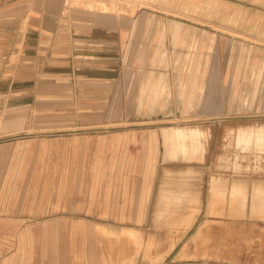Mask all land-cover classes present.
<instances>
[{"label": "rangeland", "instance_id": "1", "mask_svg": "<svg viewBox=\"0 0 264 264\" xmlns=\"http://www.w3.org/2000/svg\"><path fill=\"white\" fill-rule=\"evenodd\" d=\"M29 5L25 26L50 32L30 54L62 10L76 60H26V36L0 32V142L29 144L0 264H264V0Z\"/></svg>", "mask_w": 264, "mask_h": 264}, {"label": "crops", "instance_id": "2", "mask_svg": "<svg viewBox=\"0 0 264 264\" xmlns=\"http://www.w3.org/2000/svg\"><path fill=\"white\" fill-rule=\"evenodd\" d=\"M4 1V4H11L10 5V10L8 12H5L3 16H0L1 21L3 20L5 24L12 23L13 20H19L20 21V28H6L4 27V30H0L2 34H9L12 36V34H24L26 36V40L24 41L21 45L25 49V53L22 58L26 60H33L36 59L37 62L39 60H46L49 58V55H51V60L53 62H58L59 67H65L68 66L70 69L71 63H73L76 58H75V50L73 47V42H63L62 39V31L65 30L62 25L60 26V22L62 20V15L63 12L61 11H50L49 14H41L39 17L42 19H53L56 20L54 21V28L51 31L52 33V38L49 41V44H44L45 42L41 40V42L38 43L36 48H32L37 51V55L30 54L31 48L28 45V36L29 34L36 33L39 34L40 36L44 37L49 35L45 30L46 28L42 26L43 28L37 29V30H30L28 26H25V21L28 20V12H29V7H30V1L32 0H2ZM53 2L58 3V9L60 8L59 6H62L60 4L64 3V0H52ZM1 3V1H0ZM15 4H20L18 8H14ZM40 14V13H38ZM54 14V15H52ZM59 20V24L58 21ZM44 23V22H43ZM44 42V43H43ZM3 45V44H2ZM12 48L9 46H6V43L4 44V51L6 50H11ZM47 51V52H46ZM46 52V55L41 54ZM52 52V53H51ZM42 55V56H41ZM47 56V57H45ZM2 58V56H0ZM8 58L12 59V56L9 54H4L2 61L6 62ZM44 64V63H43ZM6 67V66H5ZM4 79H10V75H2ZM76 82L77 78L72 77L71 74L67 75V78H60L59 80H56V87L59 88L58 91H68V93H71L76 88ZM7 86H0V114H4L5 111L9 108L8 101H5L4 104L1 103L2 99H9L12 96V90H7L5 89ZM4 88V89H3ZM54 91H56V89ZM60 93V92H59ZM57 96V94L55 95ZM70 96V95H69ZM57 97H61V94H58ZM3 107V108H2ZM2 116V115H1ZM5 129V128H2ZM184 136L183 134L181 135L180 133L176 134H167L166 136V141L167 144H170L171 142H176L179 139ZM24 147L25 150H20V155L16 153V150L18 147ZM29 144L20 142V144H10V143H3L0 142V206H18L14 205V189L16 188V183L12 180H19L20 187H22L23 183L24 185L27 186V179H28V162H29V154H28V148ZM15 163L16 165L12 166V164ZM20 164L19 165L17 164ZM23 194L22 192H20ZM20 206H22L20 202Z\"/></svg>", "mask_w": 264, "mask_h": 264}, {"label": "bare ground", "instance_id": "3", "mask_svg": "<svg viewBox=\"0 0 264 264\" xmlns=\"http://www.w3.org/2000/svg\"><path fill=\"white\" fill-rule=\"evenodd\" d=\"M92 7H94V6H91V8H92ZM101 7H102V6H101ZM103 8H106V7L103 5ZM182 137H183V136H182ZM238 204H239V203H238ZM241 205H242V204H241ZM238 209H239V208H238ZM236 210H237V208H236Z\"/></svg>", "mask_w": 264, "mask_h": 264}, {"label": "flooded vegetation", "instance_id": "4", "mask_svg": "<svg viewBox=\"0 0 264 264\" xmlns=\"http://www.w3.org/2000/svg\"><path fill=\"white\" fill-rule=\"evenodd\" d=\"M256 135L261 136V137L263 136L262 133L261 134L257 133Z\"/></svg>", "mask_w": 264, "mask_h": 264}]
</instances>
